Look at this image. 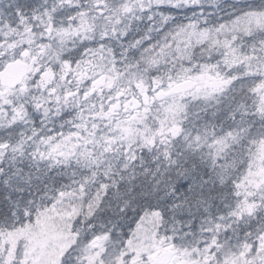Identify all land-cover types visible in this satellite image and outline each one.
I'll use <instances>...</instances> for the list:
<instances>
[{
  "label": "snow or ice",
  "instance_id": "snow-or-ice-1",
  "mask_svg": "<svg viewBox=\"0 0 264 264\" xmlns=\"http://www.w3.org/2000/svg\"><path fill=\"white\" fill-rule=\"evenodd\" d=\"M0 264H264V0H0Z\"/></svg>",
  "mask_w": 264,
  "mask_h": 264
}]
</instances>
